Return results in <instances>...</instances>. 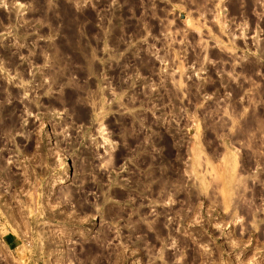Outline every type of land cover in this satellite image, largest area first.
Wrapping results in <instances>:
<instances>
[{
	"label": "rangeland",
	"instance_id": "obj_1",
	"mask_svg": "<svg viewBox=\"0 0 264 264\" xmlns=\"http://www.w3.org/2000/svg\"><path fill=\"white\" fill-rule=\"evenodd\" d=\"M0 264H264V0H0Z\"/></svg>",
	"mask_w": 264,
	"mask_h": 264
}]
</instances>
